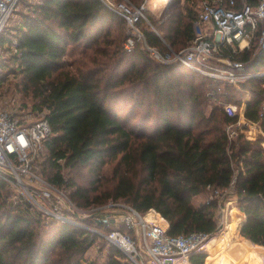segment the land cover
<instances>
[{"label":"trees","instance_id":"trees-1","mask_svg":"<svg viewBox=\"0 0 264 264\" xmlns=\"http://www.w3.org/2000/svg\"><path fill=\"white\" fill-rule=\"evenodd\" d=\"M20 2L11 38L1 34L0 40L14 39L12 58L35 100L33 110H46L52 126L36 165L40 173L79 207L120 200L142 213L155 209L173 235L218 231V199L196 205L193 198L208 185L233 183L245 216L235 211L241 220L237 241L253 251L264 248V50L225 48L254 74L237 88L180 61L159 62L140 40L128 51L126 20L102 0ZM195 4L172 0L162 19L147 14L154 26L143 28L148 44L163 52L168 45L186 47L199 18ZM245 88L251 96L244 115L262 133L251 139L238 132L231 140L226 126L238 116L217 101L241 103ZM81 168L90 176L86 184L76 176ZM11 194V182L0 178V264H100L85 261L97 233L50 219L33 202L12 201ZM85 223L93 224L89 218ZM106 256L109 264H134L114 245ZM206 257L195 253L191 263L205 264Z\"/></svg>","mask_w":264,"mask_h":264},{"label":"built area","instance_id":"built-area-1","mask_svg":"<svg viewBox=\"0 0 264 264\" xmlns=\"http://www.w3.org/2000/svg\"><path fill=\"white\" fill-rule=\"evenodd\" d=\"M20 1L0 0V35ZM102 1L126 20L128 37L124 47L128 51L140 40L159 62L180 61L215 81L227 82L237 88H241V82L254 74L247 69L244 61L226 54L225 48L244 50L255 41L257 50H264V0L256 3L248 0H201L192 41L181 50H174L167 44L169 48L165 52L146 41L141 23L150 21L144 3ZM217 103L229 116H238L236 123L242 122L262 133L258 122L245 117V109L226 100H218ZM236 123L226 126L231 140L238 134L234 129ZM51 133L52 126L45 112L40 117L31 118L20 116L10 109H0V178L21 185L30 201L50 219L80 225L97 233L99 239H105L109 246H116L134 264H192L191 256L195 253L206 252L209 256L208 248L216 237L214 233L196 231L170 234L168 220L155 209L142 213L120 200L87 208L77 206L64 188L56 186L36 171L44 142ZM34 192L47 203L39 202ZM203 192L209 194L207 201L218 199L216 218L220 229L231 211L227 202H231L232 198L237 200L236 195H232L233 183L225 188L208 185ZM150 210L153 211L152 215H148ZM88 218L93 224L85 223ZM99 224L111 228L104 231L98 227ZM97 246L100 248L99 244ZM102 264L109 263L104 260Z\"/></svg>","mask_w":264,"mask_h":264},{"label":"rangeland","instance_id":"rangeland-1","mask_svg":"<svg viewBox=\"0 0 264 264\" xmlns=\"http://www.w3.org/2000/svg\"><path fill=\"white\" fill-rule=\"evenodd\" d=\"M31 1L36 2V0H31ZM131 1L136 5H139L137 3L140 2V1L136 2L134 0ZM171 1L172 0H142L141 3H144V6L148 8L146 14H152L155 18L162 19L163 18L162 15L165 12L166 6ZM195 2H196L195 7H200L201 0H195ZM23 8L24 6L21 2L17 4L16 9L13 12L8 22V27L2 33V37H7L10 35L9 34L10 26L17 23V21L20 18L18 12L21 11ZM141 25L142 28L154 27L152 26L151 22H146V21H144ZM9 37L11 38V35ZM10 38L9 40L7 39L0 40V109H10L12 111H16L20 114V116H26L31 118L40 117L41 115H43V112H46V110H43L42 112L33 110V103L35 102V100L24 87L22 73L18 69L16 70L18 64L17 62L14 63L15 60H13L12 58L13 56L12 54L14 52L12 43L14 39L11 42ZM254 45L256 48L255 50H257L255 41L251 43L250 47L253 48ZM241 84L240 87L242 86ZM244 91L245 92L241 100L242 102L241 103L233 102L236 103L237 106L242 109H245V100L251 96V92L249 89L245 88ZM234 129H236L237 132H244L246 136L251 139L256 138L260 134L259 130H254V128H249L245 126L244 123L242 122L236 123ZM42 159L43 157H41L37 163H39ZM112 167H113V163L107 164L103 169L104 174L110 176L112 172ZM68 170L69 168H64L63 171L65 174L66 173L68 174ZM36 171L38 172V174H41L38 167L36 168ZM76 176L79 182H81L82 184H86L87 181L90 179V176L87 173V168L84 169L81 168L77 170ZM11 189H12V194L10 199L12 201L17 202L18 198H23L27 201H30L28 194L21 185L11 182ZM34 194H35L34 197L38 199L39 202L43 204L47 203L45 200L39 197L38 193L34 192ZM208 197H209L208 193L202 192L201 194L193 198V202L194 204L199 205L207 201ZM233 199L234 198L231 199V202L229 203L227 202V207L228 209L231 210L229 211V217L227 219H224V225L217 232L214 233L216 237L214 239V242L210 244L208 248V253L211 254L217 253L215 254L217 258L219 257V252H221L220 263L217 264H233L234 261H238L240 256L243 255L242 253H244V255L242 256V261L240 262L241 264H264L263 247L258 246L257 251H253L247 242H240V241L234 242V239L238 237V231L240 233V229H238L239 228L238 224L241 221V220L237 221V223L235 222L234 212L238 211L239 213H241L240 212L241 210L237 209L238 204L236 205V202L235 200L233 201ZM33 210L36 211L37 209L34 208ZM44 218L45 220H48L47 216H44ZM234 227H236L235 232L232 231ZM45 228L48 229V227ZM45 228H42V230L44 231ZM98 244L100 248H98L97 246ZM109 250H110V246L109 244H107L105 239L97 238L96 242L92 244V246L88 249L87 254L85 256V261L90 259L91 260L98 259L99 263L102 264V262L107 259L106 254L108 255ZM207 262L208 261H205V263ZM209 264H216V262L212 261L209 262Z\"/></svg>","mask_w":264,"mask_h":264},{"label":"bare ground","instance_id":"bare-ground-1","mask_svg":"<svg viewBox=\"0 0 264 264\" xmlns=\"http://www.w3.org/2000/svg\"><path fill=\"white\" fill-rule=\"evenodd\" d=\"M234 216H235V222H237L238 219H239V213L238 212H235L234 213ZM236 241H237V238L234 239V242H236ZM215 254H217V253H214V254H211L210 253V256L208 257V263L207 264H209V262H212V261L216 262V264L217 263H220L221 252H219V257H217V258H216V255ZM242 254L244 255V253H242ZM239 263H240L239 261H234L233 262V264H239Z\"/></svg>","mask_w":264,"mask_h":264},{"label":"crops","instance_id":"crops-1","mask_svg":"<svg viewBox=\"0 0 264 264\" xmlns=\"http://www.w3.org/2000/svg\"><path fill=\"white\" fill-rule=\"evenodd\" d=\"M235 200V202H236V205L238 204V202H237V200L236 199H234ZM237 209H239V207H238V205H237ZM241 212V211H240ZM242 213V212H241ZM242 215H243V218H245V216H244V214L242 213ZM243 223V222H242ZM240 227H241V225H240ZM240 227H239V229H240ZM247 238V237H246ZM206 261H208V258L206 257ZM208 263V262H207ZM207 263H205V264H207ZM178 264H183V263H178Z\"/></svg>","mask_w":264,"mask_h":264}]
</instances>
